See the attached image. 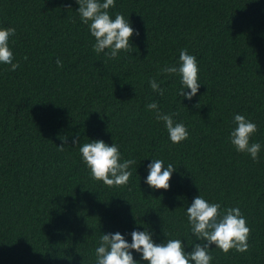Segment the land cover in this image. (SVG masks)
Returning a JSON list of instances; mask_svg holds the SVG:
<instances>
[{"label": "trees", "instance_id": "16d2710c", "mask_svg": "<svg viewBox=\"0 0 264 264\" xmlns=\"http://www.w3.org/2000/svg\"><path fill=\"white\" fill-rule=\"evenodd\" d=\"M0 264H264V0H0Z\"/></svg>", "mask_w": 264, "mask_h": 264}]
</instances>
